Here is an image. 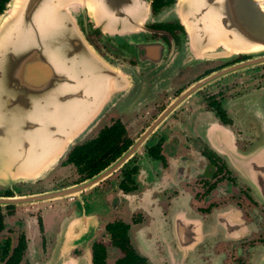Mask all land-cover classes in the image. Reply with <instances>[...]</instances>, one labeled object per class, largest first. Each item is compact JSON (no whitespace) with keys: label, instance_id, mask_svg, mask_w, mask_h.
<instances>
[{"label":"flooded vegetation","instance_id":"flooded-vegetation-1","mask_svg":"<svg viewBox=\"0 0 264 264\" xmlns=\"http://www.w3.org/2000/svg\"><path fill=\"white\" fill-rule=\"evenodd\" d=\"M175 1L151 0L152 14ZM174 16L123 36L82 27L128 89L104 100L96 125L44 179L0 185V198L84 184L121 162L74 195L0 205V264H255L264 249V77L231 70L247 56L184 58L188 39Z\"/></svg>","mask_w":264,"mask_h":264},{"label":"water","instance_id":"water-1","mask_svg":"<svg viewBox=\"0 0 264 264\" xmlns=\"http://www.w3.org/2000/svg\"><path fill=\"white\" fill-rule=\"evenodd\" d=\"M12 2L0 16V185L4 186L44 179L96 125L107 99L127 91L128 78L110 67L87 40L82 27L89 22L106 35L116 29L123 36L133 25L160 22L172 14L187 35L182 56L189 61L247 56L231 70L264 64V0H176L154 15L151 0H21L4 23ZM228 71L193 85L176 103ZM120 162L84 184L26 198H0V205L74 195ZM255 264H264V249L257 252Z\"/></svg>","mask_w":264,"mask_h":264},{"label":"bare ground","instance_id":"bare-ground-1","mask_svg":"<svg viewBox=\"0 0 264 264\" xmlns=\"http://www.w3.org/2000/svg\"><path fill=\"white\" fill-rule=\"evenodd\" d=\"M21 0H13V2L10 4L9 10H8V14L9 17L7 19L4 20V23L7 22V20H9L10 18H12V16L15 14L18 5L20 4Z\"/></svg>","mask_w":264,"mask_h":264},{"label":"rangeland","instance_id":"rangeland-1","mask_svg":"<svg viewBox=\"0 0 264 264\" xmlns=\"http://www.w3.org/2000/svg\"><path fill=\"white\" fill-rule=\"evenodd\" d=\"M154 19H156V18L154 17ZM255 68H258V70L263 74V77H264V64L254 66L253 69H255ZM253 69L249 68L248 71L250 72V70H253Z\"/></svg>","mask_w":264,"mask_h":264},{"label":"trees","instance_id":"trees-1","mask_svg":"<svg viewBox=\"0 0 264 264\" xmlns=\"http://www.w3.org/2000/svg\"><path fill=\"white\" fill-rule=\"evenodd\" d=\"M10 1V0H9Z\"/></svg>","mask_w":264,"mask_h":264}]
</instances>
